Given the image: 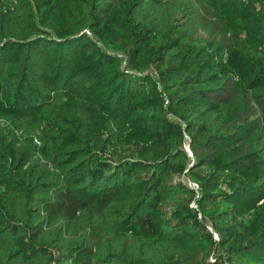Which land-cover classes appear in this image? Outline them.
<instances>
[{
    "label": "trees",
    "instance_id": "16d2710c",
    "mask_svg": "<svg viewBox=\"0 0 264 264\" xmlns=\"http://www.w3.org/2000/svg\"><path fill=\"white\" fill-rule=\"evenodd\" d=\"M0 121V264H264V0H0Z\"/></svg>",
    "mask_w": 264,
    "mask_h": 264
},
{
    "label": "rangeland",
    "instance_id": "374dc122",
    "mask_svg": "<svg viewBox=\"0 0 264 264\" xmlns=\"http://www.w3.org/2000/svg\"><path fill=\"white\" fill-rule=\"evenodd\" d=\"M231 10H232L231 8L226 9V11L229 12L228 15H229V19H230L232 27H235L237 29V31H239L242 36H247L248 30H247L245 24ZM107 29H108V31L106 32V36L108 37V39L106 40V42H103V43L106 45V47H107V49H109V51H111L112 53L120 54V56H121L122 53L120 52V50H118V49H120V47L122 46V43H123V41L121 39L122 31H121L120 27L117 24L108 23ZM199 35L202 39L207 38V34L204 31H201L199 33ZM227 55L228 54H226V56ZM123 66H125V63L123 64ZM147 70H148L149 74H151L153 76L157 75L156 74V66L151 64ZM238 79L239 78H235L233 81L237 82ZM238 87L240 88V86H238ZM236 90H238V88ZM56 102H58V99ZM165 103H167V102H165ZM247 103H248V107L250 109L249 111L251 112V114L256 113L254 115V117H256L258 115L257 107H256L255 102L253 100H251L249 98V96L247 98ZM168 118H169V120H177L173 114H168ZM9 121L14 126H16L20 136L34 138V142L38 143V144L43 143L41 130L39 128H36L35 126H33L29 121H27V120H16V119H10ZM5 125H6L5 122L0 121V131H4ZM136 144L137 143H133V142L127 140L121 145L114 146L113 144H111L107 140L106 134L99 133V132L96 133L95 139L93 141L94 149L96 151H98L99 155L102 158L110 159L113 162H117L119 159H124V158H128V159L134 158L136 156V151H135L137 148ZM138 145L142 146L143 144L140 143ZM188 148L189 147L186 146V149L188 150L189 154L192 155ZM42 161H46V160L42 157ZM180 179L187 184L189 183L188 177L183 176ZM194 207H196V206L194 205ZM209 227L212 229L211 225H209ZM213 237L216 240V236L213 235Z\"/></svg>",
    "mask_w": 264,
    "mask_h": 264
},
{
    "label": "built area",
    "instance_id": "2783aa9c",
    "mask_svg": "<svg viewBox=\"0 0 264 264\" xmlns=\"http://www.w3.org/2000/svg\"><path fill=\"white\" fill-rule=\"evenodd\" d=\"M191 185L197 188V185L196 184H191ZM209 229L212 231V229L210 227H209ZM214 235L216 236V240H218V236L215 233H214Z\"/></svg>",
    "mask_w": 264,
    "mask_h": 264
},
{
    "label": "water",
    "instance_id": "95a60500",
    "mask_svg": "<svg viewBox=\"0 0 264 264\" xmlns=\"http://www.w3.org/2000/svg\"><path fill=\"white\" fill-rule=\"evenodd\" d=\"M189 149V148H188ZM190 150V149H189ZM188 151V150H187ZM190 153H191V151H190ZM192 154V153H191Z\"/></svg>",
    "mask_w": 264,
    "mask_h": 264
}]
</instances>
